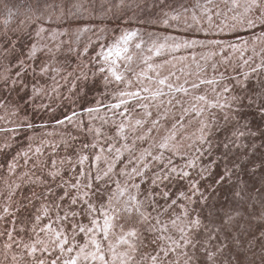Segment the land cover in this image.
<instances>
[{
  "label": "snow or ice",
  "instance_id": "obj_1",
  "mask_svg": "<svg viewBox=\"0 0 264 264\" xmlns=\"http://www.w3.org/2000/svg\"><path fill=\"white\" fill-rule=\"evenodd\" d=\"M0 264H264V0H0Z\"/></svg>",
  "mask_w": 264,
  "mask_h": 264
},
{
  "label": "rangeland",
  "instance_id": "obj_2",
  "mask_svg": "<svg viewBox=\"0 0 264 264\" xmlns=\"http://www.w3.org/2000/svg\"><path fill=\"white\" fill-rule=\"evenodd\" d=\"M254 210H255V212H256V214H257V216H258L259 213H260V211H261V209H260V207H259L258 204L255 205V209H254ZM249 211H253V209L250 208ZM259 225H260V221H259L258 219L252 218V220H251L250 231L255 232L257 236H259V231L257 230V229L259 228ZM255 251H256L257 253H259V248L257 247V248L255 249Z\"/></svg>",
  "mask_w": 264,
  "mask_h": 264
}]
</instances>
